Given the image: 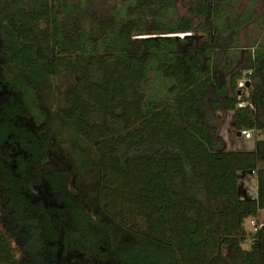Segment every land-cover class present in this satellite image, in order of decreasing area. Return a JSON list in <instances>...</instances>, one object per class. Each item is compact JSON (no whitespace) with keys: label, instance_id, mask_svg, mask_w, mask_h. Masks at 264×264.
<instances>
[{"label":"trees","instance_id":"obj_1","mask_svg":"<svg viewBox=\"0 0 264 264\" xmlns=\"http://www.w3.org/2000/svg\"><path fill=\"white\" fill-rule=\"evenodd\" d=\"M239 2L0 0V43L15 70L43 82L74 77L58 90L57 117L94 159V218L49 174L64 225L19 192L0 149V264H63L60 244L71 264H264V224L244 225L264 212V13L255 3L236 12ZM253 24L260 38L245 48ZM16 105L0 119V146L19 130L8 121ZM227 112L234 132L252 133V150L224 148ZM251 171L254 196L240 181Z\"/></svg>","mask_w":264,"mask_h":264},{"label":"flooded vegetation","instance_id":"obj_2","mask_svg":"<svg viewBox=\"0 0 264 264\" xmlns=\"http://www.w3.org/2000/svg\"><path fill=\"white\" fill-rule=\"evenodd\" d=\"M57 79L49 78L43 82L44 80L30 77L28 72L20 75L14 65L9 63V58L4 53V46L0 43V119L6 117L13 104L18 103L16 108L20 110L19 114L8 119L19 130L8 134L7 138L11 140L5 141L0 146V149L4 150V157H7L3 159V164L11 171L16 181L21 183L19 192L29 199V203L41 204V207L38 205L37 207L47 213L54 211L53 215L63 214L61 213L63 205L57 204V196L60 193L53 191L54 188L50 184L52 175H49L59 173V177L63 179V183L60 184L65 191L63 193L74 196L78 201L82 200L83 209L88 214H93L94 218V204L88 201L89 198H94L92 192L94 175L90 173L94 172V159H88L90 154L88 147H86L88 150L86 155L83 151L85 145L72 141L70 132L62 127L57 117L58 108L63 104L62 96L58 94V87L54 86V81ZM20 82L31 91L39 114L42 115V119L40 121L38 119L37 123L32 116L33 111H29L23 99L24 93ZM23 132L26 135L25 142L24 140L22 142ZM30 134L37 139L36 143L28 139ZM30 147H35L34 151L37 150L36 147L40 149L43 159L34 158L29 151ZM18 167L23 169L22 175L16 173ZM3 189L1 186L0 199L3 197ZM0 208H3L1 202ZM61 217L62 215L59 217V222L65 225L66 222ZM59 218L55 216L56 221ZM57 257L63 259V264H71L73 256L65 254L64 247L60 244Z\"/></svg>","mask_w":264,"mask_h":264},{"label":"rangeland","instance_id":"obj_3","mask_svg":"<svg viewBox=\"0 0 264 264\" xmlns=\"http://www.w3.org/2000/svg\"><path fill=\"white\" fill-rule=\"evenodd\" d=\"M253 3H255L253 6H254V11H255L256 15L257 14L258 15L263 14L264 13V6H263L262 0H240L238 6H236V8H235V11L240 12L244 6H246V5L249 6V5H252ZM183 4L182 3L179 4L178 13L180 16H189L187 6H185ZM193 20L196 22V19H193ZM255 26L257 27L256 24H253L252 26H250L249 28H246L243 31V35H242V38L240 40L241 46L248 48L254 41H258L260 36H259ZM184 36H185L184 34L178 35V37H180V38H183ZM242 55H244V54H242ZM54 83H55L54 86L58 87V90H65V89L73 86L74 77L69 75V74H63L56 81H54ZM244 84H245V82L241 81L240 86H238V87H240L238 93L246 96L248 93L249 87L246 88ZM227 118L228 117H225V116L221 117L222 122L220 121V126H219V129L217 131V136L221 139V141H223L224 148L226 150H238V149L252 150L254 147V139L245 140L241 137H237L234 133L231 121ZM83 151H84V153H86V155H88V150L86 147H84ZM240 181H241V186L246 191V193L249 196H254L255 192H256V187H255L256 186V179H255V177L251 176V175H246L244 177L242 176ZM251 221L252 220H247L244 223L245 230L247 232H250L253 230ZM253 222H254V224H256V223L264 224V212L260 213L258 218L253 219ZM249 244H250V242H249V240H247L244 243L243 248L247 249L249 247ZM12 246L14 247L13 253L15 254V256L17 258H20L19 257L20 253H19L17 247L15 245H13V243H12Z\"/></svg>","mask_w":264,"mask_h":264},{"label":"built area","instance_id":"obj_4","mask_svg":"<svg viewBox=\"0 0 264 264\" xmlns=\"http://www.w3.org/2000/svg\"><path fill=\"white\" fill-rule=\"evenodd\" d=\"M242 106H244V105L243 104H239L238 105L239 108L242 107ZM232 115H233V112H227L225 114V117H228L227 119H229L231 121ZM234 133H235L236 136H237V133H239V136H237V137H241V138H243L245 140H250L253 137L252 133L247 131V130H241V131L234 132ZM250 175L254 176V175H256V172L255 171H251ZM251 224H252L253 227H255V224H254L253 221H251Z\"/></svg>","mask_w":264,"mask_h":264},{"label":"water","instance_id":"obj_5","mask_svg":"<svg viewBox=\"0 0 264 264\" xmlns=\"http://www.w3.org/2000/svg\"><path fill=\"white\" fill-rule=\"evenodd\" d=\"M249 86H250V83L248 81H246L245 87L248 88ZM238 95H240V93H238ZM237 136H239V133H237Z\"/></svg>","mask_w":264,"mask_h":264},{"label":"crops","instance_id":"obj_6","mask_svg":"<svg viewBox=\"0 0 264 264\" xmlns=\"http://www.w3.org/2000/svg\"><path fill=\"white\" fill-rule=\"evenodd\" d=\"M256 187V186H255ZM255 194H256V192H255Z\"/></svg>","mask_w":264,"mask_h":264}]
</instances>
